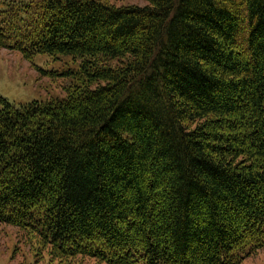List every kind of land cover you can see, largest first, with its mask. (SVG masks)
<instances>
[{"label": "trees", "instance_id": "16d2710c", "mask_svg": "<svg viewBox=\"0 0 264 264\" xmlns=\"http://www.w3.org/2000/svg\"><path fill=\"white\" fill-rule=\"evenodd\" d=\"M144 1L0 0V48L77 66L64 98L0 96V223L64 264H239L264 247V0Z\"/></svg>", "mask_w": 264, "mask_h": 264}, {"label": "rangeland", "instance_id": "374dc122", "mask_svg": "<svg viewBox=\"0 0 264 264\" xmlns=\"http://www.w3.org/2000/svg\"><path fill=\"white\" fill-rule=\"evenodd\" d=\"M101 1L114 5L145 4L144 0ZM76 67L71 56L35 54L26 58L19 50L0 48V96L14 105L64 98L73 80L63 71L67 68L75 70ZM48 250L49 246L41 243L35 233L0 223V264H64L51 258ZM66 264L105 263L87 256H76ZM239 264H264V247L245 257Z\"/></svg>", "mask_w": 264, "mask_h": 264}]
</instances>
